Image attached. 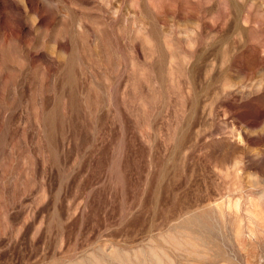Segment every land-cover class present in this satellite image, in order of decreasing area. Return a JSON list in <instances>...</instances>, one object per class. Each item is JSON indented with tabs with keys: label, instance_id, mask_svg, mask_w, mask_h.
<instances>
[{
	"label": "rangeland",
	"instance_id": "rangeland-1",
	"mask_svg": "<svg viewBox=\"0 0 264 264\" xmlns=\"http://www.w3.org/2000/svg\"><path fill=\"white\" fill-rule=\"evenodd\" d=\"M0 264H264V0H0Z\"/></svg>",
	"mask_w": 264,
	"mask_h": 264
}]
</instances>
